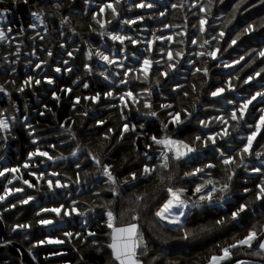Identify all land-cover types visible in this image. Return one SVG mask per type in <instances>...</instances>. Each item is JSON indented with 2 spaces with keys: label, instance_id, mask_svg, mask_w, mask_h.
Masks as SVG:
<instances>
[{
  "label": "snow or ice",
  "instance_id": "6c2138e0",
  "mask_svg": "<svg viewBox=\"0 0 264 264\" xmlns=\"http://www.w3.org/2000/svg\"><path fill=\"white\" fill-rule=\"evenodd\" d=\"M3 3L4 0H0V5ZM21 3L29 8L32 20L27 27L21 23L13 28L6 22L7 14ZM217 3H223V0H164V2L98 0L93 9V0H70L68 5L61 3V0H35L34 3H30V0H12L11 7H0V46L7 45L0 47V51L5 53L0 56V63L5 65V71L10 69V73L15 75L17 71L15 65L22 56L36 57L35 62L29 59V65L34 64L31 71L36 75H26L19 85L14 79L5 81L4 84H0V93L10 95L6 87L9 84L19 93L39 86L42 80L37 76L41 73L44 83L55 85V79L44 71L45 66L51 67V65L48 64V60L39 58L38 50L44 52L49 59L55 55L53 48L67 55L68 59H62V63L52 68L57 74L73 73L75 69L69 66L70 61L74 59V53L81 52L85 56V61L82 63L83 71L88 77L100 78L105 82L107 90L96 91L83 97L75 96L72 98V109L77 110L81 100H84L94 105L104 102L110 110H117L121 121L118 129L119 140L123 141L128 133H134L132 148L137 158L142 157L144 161L138 165L139 175L137 171L129 170L128 175L120 180L119 174H114L112 164L104 162L91 147L78 142L79 134L73 130L75 121L71 118L58 122L55 130L60 133L57 137L58 142L72 150L68 157L62 153L53 156L49 150H55L56 144L49 143L42 147L41 136L37 133V126L29 121V113L25 111L22 114L23 119L20 120L16 115L20 111L18 106L11 104L13 110L11 115L8 114L7 109H0V145L7 147L13 125L19 122L27 133L32 150L26 152L21 163L11 167L0 166V178L7 181L0 191V206L8 202L10 197H17L16 202L8 203L4 211L8 212L17 205H28L36 200V196L26 192L25 186L37 193L45 184L49 193L70 187L69 181H72V178L65 177L62 180L58 172H49L48 162L56 163L71 158L77 170L72 183L76 185L87 183L88 172H84L85 179L83 181L81 179V157H83L86 163L96 169V176L103 180L105 188L103 192L95 190L92 194L99 199L105 196L111 198L103 200L100 205L89 206L86 201L72 200L67 208L64 204L41 207L36 216L54 214L58 218L73 215L87 217L89 213L99 208L100 227L108 230L105 235L110 238L109 243L106 245L98 243L97 231L88 227L82 231H64L63 237L68 242L79 239L82 245L90 246L97 253H102L106 247L110 250L111 264H181L179 260H161L160 256L155 254L150 247L154 243L152 233L167 228L179 232L178 239L184 242L196 241L205 234L212 233L213 228L204 225L199 226L198 229L187 227L188 218L194 212L203 211L205 208L227 211L225 205H236V201L233 200V188L237 187L234 182L241 173L245 174L244 183L240 185L242 194L247 195L254 191L255 201L264 205V143L258 140V137L264 139V85L249 91L239 99L235 97L230 99L226 94L237 90L234 81H240L241 76L239 73L233 75L232 72H228L227 79L218 81L220 86L204 88L211 75L210 61H218L216 67L235 69L240 66V71H243L259 60L261 66L254 67L252 72L242 79V84L249 85L257 78L264 79V46L249 49L243 55L230 60H223L218 55L236 46L241 36L258 31L254 23H246L235 36L225 39L224 29L233 23L241 9L247 12L249 8L256 7V4L243 7L248 4V0H236L232 7L231 18L226 19L214 14L213 9ZM257 3L264 6V0H257ZM49 7L54 11L45 10ZM170 11L180 14L177 17L179 23L168 22ZM81 15L85 18L90 17L89 34L94 33L101 38H107L115 47L111 50L94 48L88 38L77 33L75 27H72V18ZM193 18L196 22L190 23V19ZM53 21L55 24L52 23ZM114 21L126 28L123 30L110 28ZM148 21L154 22L157 26L152 27ZM212 21L218 23L213 24ZM259 27L264 28V23ZM50 36H55L57 39L52 47L44 48V42ZM77 37L81 38L82 45L87 48L86 51L81 45H77L71 51L68 50L71 44L76 43ZM37 41L40 43L39 49L36 47ZM222 42L227 44L226 48L221 47ZM29 45L31 51L24 52V48ZM94 58L98 63H92ZM181 73L184 83L175 79ZM189 75L193 78L191 92L184 91L188 85ZM196 80L202 81L200 85L202 92H206L214 100L225 101V106L214 108L217 115L199 119L195 112L197 108L195 101L191 104L192 111L183 104L179 106V110H176L177 105L169 102L168 97L163 96L162 93L163 102L158 105L155 103L153 98L157 94V89H162L169 83L171 88L168 96L178 98L182 94L185 100L195 96ZM72 85L77 88L82 86L85 90L90 89L88 79L80 76L72 80ZM49 90L52 99L59 105L61 95L55 88ZM72 92L73 87L59 89V93L63 95ZM196 98L199 99V96ZM141 106L145 110L141 115L145 118H158L161 113H166V120L160 122V135L148 136L145 134L144 124H140L138 128L137 124L131 122L132 109L135 108L140 114ZM24 107L27 109L28 105L25 104ZM157 108L159 111L156 110ZM46 112L51 113L53 117L56 115L47 105H42V110H39L37 115L44 117ZM80 115L88 117L89 112L86 110ZM194 119L198 121L203 134L195 135L191 142L179 138L184 126L191 124ZM95 123L97 126H102L107 121L97 119ZM170 126L175 130L174 135L168 132ZM115 132L116 130L108 128L102 139L111 141ZM141 139L145 141L143 150L139 143ZM231 141H235L238 146L232 147ZM226 144L229 145L227 148L224 147ZM100 147L103 149L104 145ZM208 150H211L214 154L213 158L223 169V180H217L212 176L217 163L198 161L201 155L207 157ZM180 164L197 166L183 171L181 175L178 168ZM25 174L29 179L24 178ZM152 180L155 183L150 186V190L146 188L144 191H133L139 184ZM249 180L257 181L252 188L247 186ZM14 182H18L21 186L15 187ZM126 192H131L127 199L124 198ZM161 193L163 195H160ZM81 204L84 206V211H80ZM248 211L247 203H239L231 211L230 220L240 221ZM117 213H119L120 226H117ZM2 218L0 215V219ZM228 220V217L221 216L214 223L218 229H221ZM36 222L44 227L55 223L54 220L45 218L37 219ZM85 224H87L86 220ZM31 227L30 223L13 224L12 232L29 230ZM65 239L45 236L44 239L31 243L27 253L35 262L34 248L46 244H64ZM12 244V240H0V247H9ZM214 247L215 250H210L207 256L201 258V264H264V224L251 223L242 237H233L230 243H217ZM16 251L23 255L19 248ZM63 254L60 251H52L45 259ZM4 264L8 262L5 261ZM20 264H23L22 260ZM80 264H84L83 255L80 256Z\"/></svg>",
  "mask_w": 264,
  "mask_h": 264
},
{
  "label": "trees",
  "instance_id": "16d2710c",
  "mask_svg": "<svg viewBox=\"0 0 264 264\" xmlns=\"http://www.w3.org/2000/svg\"><path fill=\"white\" fill-rule=\"evenodd\" d=\"M35 0H30V3H34ZM70 0H61V3L68 5ZM98 0H94L93 4H96ZM236 3V0H223V3H217L216 7L213 9L214 14L217 17L223 16L226 19L231 18L232 7ZM249 4H256V7L249 8V11L244 12L241 9L240 13L237 14L236 19L233 21L231 25H228L224 30L226 33L225 39L228 40L232 36H235L237 31L242 30L246 23H254L258 27V31L252 33L250 35H243L241 36V40L237 42V45L233 48H229L226 52H222L220 58L223 60H230L232 58L238 57L239 55H243L245 51L249 49H258L261 46H264V28L259 27L262 23H264V6H261L257 3V0H248V4H245L243 7H248ZM12 0H4V3L0 5V7H11ZM95 9V8H93ZM46 11H54L52 8H46ZM10 22L9 24L16 28L19 24H24L27 27V24L30 22L29 17V8L24 6L22 3L19 4L17 7L13 8L10 12ZM8 13V14H9ZM180 14L178 12H169V23H179L180 21L177 17ZM110 18V13H108ZM90 21L87 18L83 17V15L72 18V27H75L76 32L84 35L85 38L89 37L92 44L97 42L96 36L93 34H89L88 31V23ZM195 19H190V23H195ZM55 24V22H52ZM148 23L152 27H156L157 25L152 22L148 21ZM211 23L216 24L217 21H212ZM93 27H96L93 25ZM136 27V26H133ZM51 30V29H50ZM219 30V29H217ZM85 33V34H84ZM31 34V32H29ZM215 34V33H213ZM89 35V36H87ZM57 37L50 36L47 37L43 47L48 48L52 47L53 43L56 41ZM77 45H81L82 49L84 45L81 43V38H76V43L71 44L68 48L69 51L72 48H75ZM109 46L114 48L115 46L109 42ZM0 47H7V45H3ZM37 49L40 48V43L37 41L36 43ZM131 47V46H130ZM222 48H226L227 44L222 42ZM14 50V48H13ZM84 50V49H83ZM111 50V49H110ZM31 45L24 48V52H30ZM55 53L54 57L49 59L46 54L42 51L37 52V55L42 60H48V64L51 67H47L46 72L49 76L55 79V85L50 86L43 82V74L37 76L42 80L41 85L34 86L29 90H25L24 93H19L15 90L12 85H7V92L10 95H6L1 93L0 95V109H7L8 114H12V108L10 107L11 104H16L19 108V112L16 115L19 117L20 120L23 119V113L27 111L29 113V121L37 126V133L41 136L42 144L41 146L44 147L49 143H55L56 149L49 150L50 154L53 156L63 154L64 156L68 157L69 153L71 152L70 147L62 146L59 142L57 137L60 135L58 131H56L57 123L63 122L68 118L75 121L74 131L78 133V142L81 145H85L91 147L93 151H95L106 163H110L113 165V172L114 174H119V179L123 180L127 175L129 170L137 171L139 175L138 165L143 163V158H137L136 152L132 148V142L135 138L134 133H128L126 138L121 141L118 137V129L121 125V121L119 118L118 111L115 109L110 110L108 108L107 103L101 102L99 105L91 104L90 102H86L81 100V103L77 106V110L72 109V98L75 96H85L94 94L96 91H106L105 82L100 81L95 76L88 77L87 73H85L82 69V63L85 61L83 58V54L81 52L74 53V59L70 61L69 66L75 69V71L71 74L68 73H54L52 68L58 66L62 63V59H68L65 53L62 51H57L53 48ZM5 53L0 51V56H3ZM60 58V62L56 63V60ZM32 60L31 57L24 58L21 57L20 63H24L26 61ZM247 59V58H246ZM35 62V61H34ZM210 63V79L207 84L204 85V88L207 89L209 86H220L218 81H223L227 79V74L221 75L224 73V69L220 67H216L217 62H209ZM244 62H241L243 64ZM260 65V61L257 60L256 64L252 67L245 68L243 71H240V66H237L235 69H227L228 72H232L233 75L239 73L241 76L240 81H234L237 84V90L233 93H227L226 95L228 98H236V95L240 98L241 96H245L248 94L249 91L255 90L259 88L261 85H264V79L257 78L255 81L251 82L249 85H243L242 79L247 75L250 74L254 67H258ZM16 67V66H15ZM34 67V64L30 66L29 73L23 72V67L19 64L16 68L17 71L15 75L10 73V69L6 72L5 70L0 71V84H4L5 81L8 80H15L16 84L19 85L21 81L26 77V75H36L31 71V68ZM0 69H4L1 66ZM3 72V73H1ZM227 72V73H228ZM76 76H80L82 78H87L90 83V89L85 90L83 87H74L72 85V80L76 78ZM178 75L175 77V79ZM184 83V81H180ZM193 82V78L189 75L188 76V85L184 88V91L191 92V83ZM197 84V94L195 96H190L187 100L181 94L180 97H173L168 96L169 89L171 88V84H166L164 87H167L166 90L164 88L160 89L163 90V96L168 97V101L175 103L177 105V109L179 110V106L183 104L184 107H187L190 111L193 109L191 108V104L193 101L196 102L197 108L199 111L202 109H207L211 107L212 112H214V108H218L217 105L219 103H225L223 99L214 100L213 98L209 97L206 92H202L201 90V80L195 81ZM61 87H73V92L68 95H63L59 93V89ZM50 88H55L59 95H61V101L59 105L52 99ZM158 90L155 97V103L158 105L159 103L163 102V100H158ZM199 96V99L196 97ZM237 98V99H239ZM25 104L28 105V108L25 109ZM42 105H47L49 108L55 112V117L52 116L51 113H45L44 117H40L37 115L39 110H42ZM195 109V110H196ZM88 110H93L94 112L89 113L88 117H83L80 113ZM159 111V109H156ZM140 111L144 112L145 110L143 107H140ZM255 113V109L252 110ZM97 119H102L107 121L105 125L97 126L95 121ZM166 120V113H161L158 118H145L141 117L136 111L135 108L131 111V122L137 124L139 128L140 124L145 125V134L150 136L152 134L160 135V122ZM197 120H193L191 124L184 126L183 131L180 133L179 138L185 139L188 142H191L192 138L197 134H203L201 130L197 127ZM251 122V121H250ZM108 128H112L116 130L115 134L111 141L103 140L102 137L107 132ZM169 134L174 135L175 130L170 126L168 129ZM234 134V133H233ZM236 135V133H235ZM15 137V139H13ZM260 143H264V139H260L258 137ZM140 148L143 150V145L145 141L143 139L140 140ZM223 143V142H221ZM232 147H237L235 141H231ZM104 145L102 149L100 146ZM74 146V145H73ZM229 145H224L227 148ZM32 150V145L30 144L29 138L27 133L24 131L22 125L17 122L13 125V131L11 132L8 141L7 147L0 145V157L4 158L7 162V166H15L23 161L24 157L26 156V152ZM155 151V148L153 149ZM214 154L211 150H208L207 157L201 155L198 157V161L202 160L204 163L213 162L217 163L213 158ZM81 164H82V171H81V179L82 181L85 179L84 172L89 173L88 182L81 183L80 189L78 192H73V196L71 197L72 191L69 190L63 196V198L55 197L53 203L46 202L45 198L42 197L38 200V205L31 203L29 206L26 207H18L15 211L10 212L11 217H18L14 224L23 223L22 220L24 217H30L32 220H37L40 218L48 219L49 214L41 215L40 217L36 216L39 208L41 207H51L53 205L58 206L63 199L65 207H67V203L71 202L72 200L80 201V202H87L89 206L92 205H100L103 200L110 199L111 197L105 196L103 199H99L95 197L92 192L95 190H99L101 192L105 191L103 180H97L99 177L96 176V169L91 165L84 161V158L81 157ZM197 166L196 164H180L179 174L182 175V172L185 170H189L192 167ZM43 167V166H42ZM62 168V169H60ZM48 171H56L60 174L62 178L71 177L72 181L75 180L76 175V168L74 164L71 162V159H65L63 161H58L55 166L48 162ZM212 176L217 180H223V169L217 163L216 169L212 171ZM25 179H29L27 174L24 176ZM245 174L241 173L235 180V184L237 187L233 188V200L236 201V205L227 204L225 205V210H221L218 208H205L203 211H196L189 216L187 227H194L197 228L201 225L213 228V232L209 234H205L204 236L198 238L196 241H188L184 242L179 240L178 237L180 236L179 232L170 231L167 228L158 230L152 233V239L154 243L150 245L153 249L155 254L159 255L161 260L167 261L171 260H179L181 264H201V258L205 257L209 254L210 250H215V244L220 243L223 244L225 242H231L232 238H240L246 234L247 228L251 223L259 222L264 224V205L261 202L255 201L254 191L247 195L242 194V185L244 183ZM72 181H69L72 183ZM34 182V180H33ZM257 181L249 180L247 186L252 188L254 183ZM3 181H0V190ZM155 183L154 180L148 181L147 183H142L137 186L136 189L133 191H144L146 188L150 190V186ZM75 184V183H74ZM88 184V188L85 185ZM32 194L31 192H29ZM131 194V192H126L124 194V198ZM190 194V193H189ZM58 196V194H56ZM160 195H163L161 193ZM39 196V195H38ZM71 197V198H70ZM14 203V202H13ZM155 203V202H154ZM239 203H247L249 206L248 213L241 219L240 221H231L230 220V213L234 210L235 206H238ZM3 206H0V215H2ZM80 211H84V206L81 204ZM22 214V216H20ZM9 214H5L0 219V240H12L13 244L9 247H0V264H4L5 261L8 264H20V261H23V264H80V256L83 255L84 257V264H111V257L109 255L110 250L106 247L104 248L102 253H97L93 248L88 245H82L79 239H74L71 242H68L63 237L64 231H82L84 228L80 227L78 224H74L75 227L71 225L68 226L66 229L63 228H55L53 230H47L46 227H41L34 225L29 230H25V234L22 235L20 231L13 233H8V229L5 224V220L9 217ZM224 216L228 217V223L225 225L224 228L218 229L215 226V220L219 217ZM88 218V228L91 230L97 231V240L98 243L106 245L110 242V238L105 235L108 232L107 229L100 227L101 224V217H100V209L96 208V211L89 213L87 216ZM60 218H56L55 221L58 222ZM150 219V217L148 218ZM195 221V223H193ZM120 219L119 213H117V226H120ZM147 230V226H146ZM45 236H51L53 238H60L65 239V243L61 245H43L33 249L34 254L36 255V261L34 262L32 258L28 255L27 249L30 247L31 243H34L37 240L44 239ZM27 237V239H25ZM19 248L21 250L20 253H17L16 249ZM74 249H78L76 251ZM52 251H60L64 253L60 256H51L47 260L45 259L46 256ZM239 255V253H237ZM243 258V257H241Z\"/></svg>",
  "mask_w": 264,
  "mask_h": 264
},
{
  "label": "rangeland",
  "instance_id": "374dc122",
  "mask_svg": "<svg viewBox=\"0 0 264 264\" xmlns=\"http://www.w3.org/2000/svg\"><path fill=\"white\" fill-rule=\"evenodd\" d=\"M94 1V0H93ZM161 2H164V0H161ZM138 11V10H137ZM9 16H10V13L9 14H7V23L9 24V22L11 21L10 20V18H9ZM28 17H29V19H30V21L32 20V18H31V16L28 14L27 15ZM87 20L88 21H90V17H88L87 18ZM111 27H115L116 29H118V30H123V29H125L126 28V26H124V25H119V24H117L115 21L113 22V25L112 26H110V28ZM85 34V33H84ZM84 36V35H83ZM87 36H89V35H87ZM94 36H96V38H97V42L95 43V44H92V46L95 48V47H99V48H101V49H113L112 47H110L109 46V42L113 45V43L111 42V41H109V40H107V38H101V37H99L98 35H96V34H94ZM89 40H90V42H91V40L92 39H90L89 37H87ZM83 49H84V51H86L87 50V48H86V46H84L83 47ZM129 50L131 51V47L129 46ZM67 57V56H66ZM25 58V57H24ZM32 58V60L33 61H35L36 60V57H31ZM68 58V57H67ZM83 58L85 59V56L83 55ZM26 59V58H25ZM60 62V58L59 59H57L56 60V63H59ZM92 63L93 64H96V63H98V61H96L95 60V58L93 59V61H92ZM129 63H131V61H129ZM19 64H21L22 65V67H23V72L24 73H29V68H30V65H29V61H26V62H24V63H20V61H19V63L18 64H16L15 66L17 67ZM1 66H3V68L4 69H0V71H2V70H5V65L3 64V63H0V68H1ZM46 69H47V66H45L44 67V71H46ZM39 71V70H38ZM227 72H228V70L227 69H224V74H227ZM1 73H3V72H1ZM4 74V73H3ZM35 74V73H34ZM42 74V73H41ZM96 77V76H95ZM96 78H98V77H96ZM100 81H102L100 78H98ZM177 80H179V81H184V79H183V73H181V74H178V77L176 78ZM170 84V83H169ZM167 89V87H164V89L163 90H166ZM26 90H29V89H26ZM163 90H158V100H161L162 101V99H161V93L163 92ZM0 95H1V93H0ZM6 96V95H5ZM237 96V95H236ZM236 98H238V96L236 97ZM154 100H155V97L153 98ZM222 106H225V103H222V105H221V103H219L218 105H217V107L218 108H221ZM211 110V107H208L207 109H202V111H199L198 109H196L195 110V112H196V115L199 117V119H207L208 117H210V116H215V115H217V112L216 111H214V112H212V111H210ZM88 111V110H87ZM136 111V110H135ZM92 112H94L93 110H90L89 111V113H92ZM143 112H141L140 111V116L141 117H143L141 114H142ZM249 120L251 121V119L249 118ZM197 124V128L199 129V130H201L200 128H199V125H198V122L196 123ZM243 134V133H242ZM234 135H235V133H234ZM71 159V158H70ZM58 162V161H57ZM56 162V163H57ZM49 163H51L53 166H55L56 165V163H52V162H49ZM7 166V162L4 160V158L3 159H0V166ZM60 169H62V168H60ZM10 178V177H9ZM61 179L63 180L64 178H62L61 177ZM97 180H100V178H98ZM0 181H3V183H2V186L7 182L6 180H4L3 178H0ZM70 183V182H69ZM2 186H1V190L0 191H2ZM14 186L15 187H20L21 185L18 183V182H14ZM85 187H87L88 188V184H86L85 185ZM79 189H80V185H76V184H74V183H70V187L69 188H67V189H58V190H56V192L55 193H49V191H48V188H47V185L45 184V185H43L42 187H41V189H40V191L37 193L35 190H33V189H27V187L25 186V190H26V192H31L32 193V195H34V196H36V200L34 201L35 202V204L36 205H38V200L40 199V198H42V197H44L45 198V200H46V202H49V203H53L54 202V200H55V197H58V198H63V196L67 193V191H69V190H71L72 191V194H71V197L73 196V192H78L79 191ZM56 194H58V196L56 195ZM20 194H17V196H19ZM39 195V196H38ZM70 197V198H71ZM16 196H14V197H10L9 198V200H8V202H6L4 205H2L3 206V210H2V217L5 215V214H9L10 216L4 221L5 222V224H6V227H7V229L9 230L8 231V233L10 234L11 233V230H12V225L14 224V222L16 221V218H18V217H11V213L10 212H12V211H15V209L18 207V205H17V207L15 208V209H12V210H10V211H8V212H5L4 211V208H7V206H8V203H15L16 202ZM34 202H30L28 205H19L20 207H26V206H29L31 203H34ZM60 204H64V202H63V199L61 200V203ZM71 204V202H68L67 203V207H69V205ZM53 206H56V205H53ZM53 206H51V207H53ZM49 207V206H48ZM66 207V208H67ZM40 209V208H39ZM39 211V210H38ZM22 214L23 213H21V215L20 216H22ZM42 215H45V214H42ZM4 218V217H3ZM57 217L54 215V214H49V216H48V219H52V220H54L55 221V219H56ZM24 222L23 223H30L32 226H34V225H37V226H40V225H38L37 224V220H31L30 219V217H24L23 219H22ZM85 220L87 221V224H85ZM74 224H78L80 227H82V228H85V227H87L88 226V218L87 217H77V216H75V215H73V216H71V217H62V218H60L59 219V221L58 222H56L55 221V223L53 224V225H51V226H48V227H46L47 228V230L49 231V230H53V229H55V228H63V229H66L68 226H72V227H75V225ZM41 227H44V226H41ZM25 231H20V233L22 234V235H24L25 233H24Z\"/></svg>",
  "mask_w": 264,
  "mask_h": 264
},
{
  "label": "crops",
  "instance_id": "0c3cea01",
  "mask_svg": "<svg viewBox=\"0 0 264 264\" xmlns=\"http://www.w3.org/2000/svg\"><path fill=\"white\" fill-rule=\"evenodd\" d=\"M93 6V8H95V4L94 5H92ZM237 97V96H236ZM239 98V97H238ZM214 99V98H213ZM59 245H61V244H59Z\"/></svg>",
  "mask_w": 264,
  "mask_h": 264
}]
</instances>
